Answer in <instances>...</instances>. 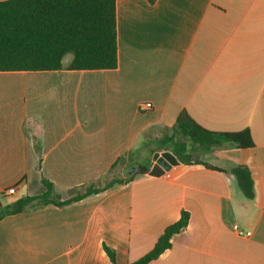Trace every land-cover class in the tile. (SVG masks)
I'll use <instances>...</instances> for the list:
<instances>
[{
	"label": "crops",
	"instance_id": "1",
	"mask_svg": "<svg viewBox=\"0 0 264 264\" xmlns=\"http://www.w3.org/2000/svg\"><path fill=\"white\" fill-rule=\"evenodd\" d=\"M116 19L115 69L0 71V210L43 194V179L68 198L150 170L2 218L0 264H113L103 245L131 264L183 211L187 227L150 264H264V0H117ZM183 110L213 132L249 129L255 146L171 163L153 150ZM237 166L253 175L252 201Z\"/></svg>",
	"mask_w": 264,
	"mask_h": 264
},
{
	"label": "trees",
	"instance_id": "2",
	"mask_svg": "<svg viewBox=\"0 0 264 264\" xmlns=\"http://www.w3.org/2000/svg\"><path fill=\"white\" fill-rule=\"evenodd\" d=\"M117 0H4L0 1V71H59L63 60L72 58L67 70H112L117 68L118 29ZM223 144L238 149L253 148L251 131L213 132L197 124L185 110L175 125L157 142L153 153L160 149L172 152L183 164L198 161V155L213 152ZM207 167L211 165L205 163ZM213 168V167H211ZM243 196L255 198L254 178L246 166L232 169ZM135 174L124 179L111 178L103 184L90 183L69 191L68 198L54 192L47 179L43 194L22 197L0 210V220L26 212L37 206H65L92 194L124 185ZM190 215L183 211L179 221L168 226L155 246L141 259L131 264H150L172 248V238L187 227ZM110 261L117 264L114 249L103 245Z\"/></svg>",
	"mask_w": 264,
	"mask_h": 264
},
{
	"label": "built area",
	"instance_id": "3",
	"mask_svg": "<svg viewBox=\"0 0 264 264\" xmlns=\"http://www.w3.org/2000/svg\"><path fill=\"white\" fill-rule=\"evenodd\" d=\"M139 108H140V110L146 111V110H149L150 108H152V104H144L143 103V104H141V106ZM16 193H17V187H13V188L9 189L7 192V194L9 196L15 195ZM233 230L239 236H250L251 235V232H249V231L245 232L241 228H239V226L233 227Z\"/></svg>",
	"mask_w": 264,
	"mask_h": 264
},
{
	"label": "water",
	"instance_id": "4",
	"mask_svg": "<svg viewBox=\"0 0 264 264\" xmlns=\"http://www.w3.org/2000/svg\"><path fill=\"white\" fill-rule=\"evenodd\" d=\"M166 152L167 153H164L163 156H165V158L168 159L171 163L179 162V160L176 158V156L172 152H170V151H166ZM149 170H150V166L137 165V166L131 168L129 173L134 174V173H138V172H148Z\"/></svg>",
	"mask_w": 264,
	"mask_h": 264
},
{
	"label": "rangeland",
	"instance_id": "5",
	"mask_svg": "<svg viewBox=\"0 0 264 264\" xmlns=\"http://www.w3.org/2000/svg\"><path fill=\"white\" fill-rule=\"evenodd\" d=\"M72 57H73L72 54H69L66 58H64L63 62L68 63Z\"/></svg>",
	"mask_w": 264,
	"mask_h": 264
}]
</instances>
